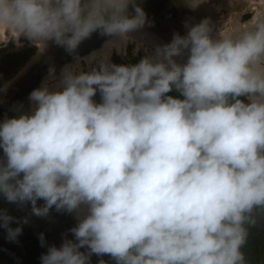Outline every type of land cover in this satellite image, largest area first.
Returning <instances> with one entry per match:
<instances>
[{
  "label": "clouds",
  "instance_id": "obj_1",
  "mask_svg": "<svg viewBox=\"0 0 264 264\" xmlns=\"http://www.w3.org/2000/svg\"><path fill=\"white\" fill-rule=\"evenodd\" d=\"M244 2L215 37L205 19L136 64L66 67L30 93V113L0 121V194L38 217L77 212L75 239L41 264H247L245 224L264 208V0ZM147 22L136 0H0V30L41 52L97 31L126 44ZM14 221L0 212L9 240Z\"/></svg>",
  "mask_w": 264,
  "mask_h": 264
},
{
  "label": "bare ground",
  "instance_id": "obj_2",
  "mask_svg": "<svg viewBox=\"0 0 264 264\" xmlns=\"http://www.w3.org/2000/svg\"><path fill=\"white\" fill-rule=\"evenodd\" d=\"M152 1L154 2V0H152ZM136 2L138 3L137 0H136ZM165 2H167V5H164ZM157 3H159V5H157L158 7H155L153 10H152L151 6L148 7L149 12H148V14L146 13L148 22L145 24V26L143 28H141V29H139L133 33H130V39H129L130 42H131V40L136 41L138 46H141V45L147 46L148 49H150L152 51V54H154L157 46H163L165 44L170 43L175 34L179 33L180 35L184 36L188 32V27L195 26V25L201 23L205 19H209L210 25H213L216 21L217 22L220 21V20L215 21L213 19H216L217 16L220 15L223 7L225 9H227L228 11L230 10L229 7H234L232 0H205V2L200 4V6L196 9H192V8L188 7L185 3V0H160ZM239 3L240 4L241 3L246 4L244 2V0H240ZM170 4L174 5L176 7V10H173V7L171 8L172 10L170 9V6L167 7ZM217 5H219V6H217ZM236 8L240 10L241 6L239 7V5L238 6L236 5L235 9ZM219 18H217V19H219ZM231 18L233 20L234 16H232ZM216 23L213 25L214 27L218 26V25H216ZM231 23H232V21L230 22V24ZM186 25L188 27H186ZM220 26H221V23H220ZM218 29H219L218 27L215 29V31H216L215 35L219 34ZM98 32L93 33L89 38H92L93 35H97ZM212 33H214V32H212ZM89 40H91V39H88V38L85 39L79 45L78 48H82V45L83 46L87 45ZM110 40L115 41L117 46L109 45L108 42ZM128 42L125 44V43L120 42L117 38L107 36L106 38H104L102 43L97 48L89 51L88 53H86L82 56L73 58V59H69L63 63H60L58 65H54L53 67L46 69L45 71H43V78H42L41 82L37 86L32 88V90L30 92H28L27 94H24L23 96H20L15 101V103L12 105L11 108H9L11 105H8L7 110H5L6 111L5 115H3L0 118V121H3L6 118L19 117L22 114L30 113L32 108H33V104L29 100L30 93L33 90L42 87L44 84H47L50 88H55L57 86V84L59 83L62 71L66 67H75V66L79 65V69H81L82 59L85 60V62L87 63V67H88L90 64L87 61L89 58L93 57V55H96L97 57L107 56V57H109V60L111 61L113 49L115 47H117L116 49L119 51V48H121L122 46L126 47V45H128ZM59 47L61 49L60 50V55H61L64 47L60 46V45L57 46V44L55 42L49 41L46 48L44 49V51L41 52L38 50L37 55H35L34 58L31 60V62L29 63V65H27L22 70V71H24L26 69L22 75H25L26 73H28V71H30L33 68V66L39 61V59L41 57H43V56L45 57L46 55L51 54V52L53 50H56ZM74 52H72V54ZM53 57L54 56H52L51 58H53ZM176 59L179 63H184V62H186L187 56L185 55L184 57H177ZM42 63L39 65V67L42 65ZM39 67L37 68V71H38ZM53 68L55 69L54 75L50 74V70ZM22 75L20 76V79H21V77H23ZM35 75H36V73H35ZM34 76L32 77V79H30L29 82H27L28 84L31 83V81H33ZM56 78H57V81L55 80ZM53 79L55 82L52 84H48V82H50ZM12 83H14V82H12ZM23 86L21 88L19 87L20 89L16 90L15 92L20 91L23 88ZM3 91H1L0 93H2ZM6 105L7 104H5V106ZM1 153H3L2 149H0V154ZM257 208H258V206H257ZM262 210H264V209H262ZM63 212L65 213L66 211H63ZM263 213H264V211H263ZM84 214H86V207L82 206V210H80V215L83 216ZM68 215L76 223L75 225H77L78 224L77 212L68 213ZM69 216H68V218L70 219ZM248 230H249L248 231L249 235H248L246 243H245L246 245H245V247L241 248V251L243 253L247 252V255L251 256V259H247L250 262L249 264H254L256 261V255H257L259 249L262 250V246H264V231H259V233H258L257 230L252 229V227H251V230L250 229H248ZM108 256L111 258V260L115 261L110 255H108ZM101 257H103V256L101 255ZM107 263H108V261H107ZM90 264H92L91 261H90ZM262 264H264V259L262 260Z\"/></svg>",
  "mask_w": 264,
  "mask_h": 264
},
{
  "label": "water",
  "instance_id": "obj_3",
  "mask_svg": "<svg viewBox=\"0 0 264 264\" xmlns=\"http://www.w3.org/2000/svg\"><path fill=\"white\" fill-rule=\"evenodd\" d=\"M158 1L160 0H154V2L152 0L149 1L151 2L152 10L155 7H158ZM169 6L170 9L173 7V10H176L174 5L170 4L167 7ZM106 37V35H101L100 32H98L97 35H93L92 38H88L91 40H89L87 45H82V48H77L73 54L69 53L65 48L63 49L61 55V49L54 52V57L45 60L39 67L31 83H26L20 91L11 92L8 97H4L5 99H1L4 95L0 97V118L5 115V110H7L8 105H11L9 107L11 108L20 96L27 94L32 90V88L41 82L43 78V71L53 67L54 65H58L69 59L88 53L89 51L97 48ZM5 104L7 105L5 106ZM3 155L4 154L1 153L0 158H2ZM43 204V200L37 201L38 207L43 206ZM5 210L9 215L16 217L17 221H19H14L11 227L15 228L22 225L23 231L16 240H9L7 230L0 226V264H41L40 257L42 254L47 252V248L49 246L55 245L60 247L65 239H75L74 234L70 231L73 227H75L74 223L68 218L66 213L63 211H57L55 206H53L50 210L48 216L38 217L32 212L31 202L24 204L8 202L3 194H0V212ZM259 212L260 211L257 207L254 208L250 215L252 219L255 220V223L246 222L245 224L247 229L251 230L252 227V229H256L258 233L259 231H264V221L260 218ZM26 217L28 218V223L22 224L24 218ZM40 233H43L46 239V246L44 247L41 246L39 239ZM242 247H245V244ZM263 247L264 246H262V250L259 249L254 264H262V260L264 259ZM81 251L88 252V249L82 248ZM244 254L246 262L249 264L250 262L247 259H251V256L247 255V252H244ZM101 260L105 261V264H110L109 262L107 263V260L103 259L101 255H91L90 261L92 264H100Z\"/></svg>",
  "mask_w": 264,
  "mask_h": 264
},
{
  "label": "rangeland",
  "instance_id": "obj_4",
  "mask_svg": "<svg viewBox=\"0 0 264 264\" xmlns=\"http://www.w3.org/2000/svg\"><path fill=\"white\" fill-rule=\"evenodd\" d=\"M137 1H138V4L144 9L145 13L148 14V12H149L148 7L151 6V2H149V1H151V0H137ZM164 5H167V2H165ZM236 5L237 6L239 5V7L241 6L242 10L245 7H247V5L244 3L234 4V7H229L230 8L229 11L223 7L220 15L217 16V18H219V17L220 18L219 19H217V18L213 19L215 21L220 20L219 22L221 23V26H220L219 22H217V21H216L217 23L215 22L216 25H218L217 27L219 28L218 29L219 32L222 30V27L224 25L228 26L230 24V22L232 21V18H231L232 13L240 12L241 9L240 10L237 8L235 9ZM217 6H219V5H217ZM248 18H249V16L243 17V19H248ZM213 25H211V27ZM217 27H214V26L212 27L213 28L212 32H214V33H212V35L214 37L217 36V35H215L216 34L215 29ZM116 48L117 47H115L112 51V56H111L110 62L117 64V65H120V64H124V65L136 64L145 56L153 55L152 51L150 49H148L147 46H144V45L138 46L137 42L133 41V40H131V42L129 41L128 45H126V47L122 46L121 48H119V51ZM58 50H60V47L57 48L56 50H53L51 52V54H48L45 57L44 56L41 57L39 59V61L33 66V68L30 71H28V73H26L25 75H22L26 69L24 71H22V70L27 65H29V63L34 58V56L37 55L38 49L36 46L31 44L28 40H26L24 38H21V46H17L16 43H14L12 39H10L9 34L7 32H5V31L3 32V30L2 31L0 30V90L1 91L4 90L2 93H0V97L3 95L4 96L2 97V99L6 96L8 97L9 94H11V92L12 93L15 92L16 90L20 89L23 85H25L28 81H30V79H32V77L35 75L39 65L43 61L54 56L53 55L54 52H56ZM81 64H82L81 65L82 70L89 71L93 67H98V60H94L92 62V64H90L87 67V63L85 62L84 59H82ZM21 75L23 77H21V79H20ZM55 80L57 81V78ZM12 82H14V83H12ZM54 82L55 81L53 79L50 82H48V84H52ZM168 95H172V96L177 97V98H183L181 96V94L178 91H176L175 89L172 92H170ZM95 99L97 101H99V99H100L99 93L97 94ZM241 99H243V100H245V102H247L246 97H241ZM260 208L261 207H258V209L260 211L259 215H260V218L264 221V213H263L264 210H262L264 208H261V209ZM65 213L67 214V216H69L67 212H65ZM70 220L73 221V219H71V217H70ZM73 223H74V225L76 224L74 221H73ZM102 256L109 263L116 264L115 261L111 260V258L108 256V254H104Z\"/></svg>",
  "mask_w": 264,
  "mask_h": 264
}]
</instances>
